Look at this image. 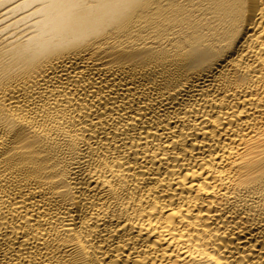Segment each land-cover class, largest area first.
<instances>
[{
    "label": "bare ground",
    "instance_id": "obj_1",
    "mask_svg": "<svg viewBox=\"0 0 264 264\" xmlns=\"http://www.w3.org/2000/svg\"><path fill=\"white\" fill-rule=\"evenodd\" d=\"M0 264H264V0H0Z\"/></svg>",
    "mask_w": 264,
    "mask_h": 264
}]
</instances>
